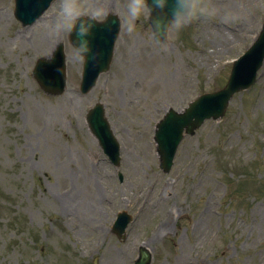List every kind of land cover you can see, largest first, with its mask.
<instances>
[{
  "label": "rangeland",
  "instance_id": "rangeland-1",
  "mask_svg": "<svg viewBox=\"0 0 264 264\" xmlns=\"http://www.w3.org/2000/svg\"><path fill=\"white\" fill-rule=\"evenodd\" d=\"M64 5L121 20L110 70L84 96L69 31L51 30ZM13 9L0 0V264H132L141 244L152 264H264V64L222 118L183 139L168 175L152 141L169 108L225 83L260 30L264 0H193L163 44L142 0H54L29 28ZM59 42L68 87L49 97L31 71ZM96 102L121 147L122 182L85 123ZM123 210L133 221L118 240L111 224Z\"/></svg>",
  "mask_w": 264,
  "mask_h": 264
},
{
  "label": "clouds",
  "instance_id": "clouds-1",
  "mask_svg": "<svg viewBox=\"0 0 264 264\" xmlns=\"http://www.w3.org/2000/svg\"><path fill=\"white\" fill-rule=\"evenodd\" d=\"M142 11V6L137 4L132 8L133 16L139 15ZM96 12L87 17L79 18V13L68 5L63 6L62 14L58 19V22L51 27L53 32H58L60 30L74 31L78 40V52L81 55H85L90 51L89 46H85L81 41V38L86 36L90 29L94 26ZM129 30H131V25H129Z\"/></svg>",
  "mask_w": 264,
  "mask_h": 264
},
{
  "label": "water",
  "instance_id": "water-1",
  "mask_svg": "<svg viewBox=\"0 0 264 264\" xmlns=\"http://www.w3.org/2000/svg\"><path fill=\"white\" fill-rule=\"evenodd\" d=\"M154 19H155L156 24H161V27L160 28H163L162 26L164 25L167 17L163 19V18L159 17L158 15H155ZM261 41H264V32H263L262 37H261V40L259 42H261ZM249 55H250V53L247 54L244 57V59H243V61H245L247 65H249L250 59H251V57Z\"/></svg>",
  "mask_w": 264,
  "mask_h": 264
}]
</instances>
